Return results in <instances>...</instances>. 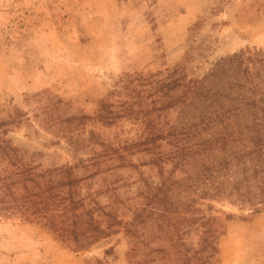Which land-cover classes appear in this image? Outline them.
<instances>
[{"label":"rangeland","instance_id":"1","mask_svg":"<svg viewBox=\"0 0 264 264\" xmlns=\"http://www.w3.org/2000/svg\"><path fill=\"white\" fill-rule=\"evenodd\" d=\"M249 48L264 0H0V264H264V210L200 198L145 142L185 126L164 82Z\"/></svg>","mask_w":264,"mask_h":264},{"label":"trees","instance_id":"2","mask_svg":"<svg viewBox=\"0 0 264 264\" xmlns=\"http://www.w3.org/2000/svg\"><path fill=\"white\" fill-rule=\"evenodd\" d=\"M178 73L175 70L174 74ZM179 76L160 90L171 96L164 105L185 113L181 129L154 133L146 141L165 139L176 146L173 157L191 168L188 187L200 198L227 200L251 213L264 210V50L246 49L218 61L203 78ZM183 89L178 99L172 91ZM98 115L110 122L106 104ZM191 111V112H190ZM112 114V113H111ZM10 148V147H8ZM190 175V174H189ZM187 186V185H185ZM197 251L218 252L213 220ZM199 264L207 259L197 257ZM190 260V259H189Z\"/></svg>","mask_w":264,"mask_h":264}]
</instances>
